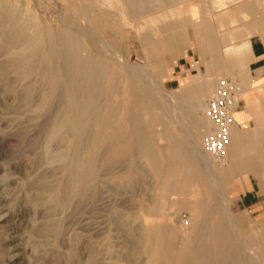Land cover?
<instances>
[{
  "label": "rangeland",
  "instance_id": "1",
  "mask_svg": "<svg viewBox=\"0 0 264 264\" xmlns=\"http://www.w3.org/2000/svg\"><path fill=\"white\" fill-rule=\"evenodd\" d=\"M71 1L0 0V8H3V5L6 6L9 4L8 7L16 9V14L21 13L20 15L24 19L27 16H31L32 18L30 19H33L34 24H37L35 25L38 26L37 30L40 31L43 41L51 40L59 32L57 30L61 31L64 29V20L67 16H76L78 18L75 17L76 24H81L80 26L91 24L92 26H90L95 27L99 36L101 33L103 34L100 37L104 43L110 48L116 49L121 54L112 58L114 72L117 75L125 77L130 72H136L144 77L147 80L146 82L151 79V76L154 80L158 79L163 89H165L160 92L163 98L161 100L162 104L165 105L162 107L166 109L168 106L167 108L171 112L169 113L168 110L167 116H172L173 119L171 120L172 117L169 119L165 116L162 120L151 121L147 115H144V125L148 126L150 132L153 133L152 141L156 147L163 149L164 145L166 143L168 144L167 134L169 135V132L172 131L170 136L173 140H178L179 142H177L181 144H188L192 138H195L196 144L203 150L201 146L203 135L201 134H203L209 125L202 114L200 106L204 105V100L211 94L214 82L219 77H237L242 93L240 97L245 99V94L251 93L252 99L258 103V117L256 119L255 117H251L249 121L246 119L238 123L237 126L241 130L240 133L260 132L264 134V75L261 79L255 80V82L248 81L246 74L249 69V57L248 50L245 44H243L250 38H258L264 44V3L261 4L258 0H167L168 2L166 0H143L138 4V0L135 1L136 3H132L136 7L140 5L137 7V15H131L128 11L131 2L129 3L125 0H106L104 4L103 1L105 0H96L97 3L100 1L98 3L100 10H94V13H92L93 10L89 8L86 11L87 14L85 16H88L86 18L81 13L80 6H77L75 3L85 5L88 1L95 3V0H73V3ZM115 1L117 4L114 3ZM149 1L155 9H153L154 7H150V4V6L147 5ZM200 1L201 4H199ZM110 2L113 3L110 4ZM141 2L146 4H142ZM97 3L95 4L97 5ZM125 3L126 6H121V4L125 5ZM72 4H74V7ZM65 5L72 6V9L70 7L66 8ZM109 5L110 7H108ZM190 5H193L194 8L190 9ZM121 7L122 9H127L126 14H123L124 10H120ZM141 9L144 11H141ZM148 9L153 11V13L147 11ZM199 9L201 10L199 11ZM231 10L233 13L230 12ZM110 11L113 13L111 14ZM139 11H141V14H139ZM163 12L165 14L166 12L169 13V20L171 22L166 19L168 14L165 16V14H162ZM91 13L94 18L91 17ZM115 15L123 17L122 19L126 23L125 27L117 21L116 17H114ZM178 16L180 21L178 20ZM201 16H205L207 21L212 24V30L219 45L227 44L226 47L229 48L226 52L227 54L223 56L227 58L224 59L222 68L218 66L219 63L206 67L200 61L199 50L202 38L198 33V29L195 28L200 23ZM132 17H135L136 21H139L135 23V18L132 19ZM174 17L176 18L174 19ZM59 18L62 20L60 21ZM84 18L87 21H84ZM90 19L92 21H89ZM198 19L200 21H197ZM143 20H146L147 23L145 21L144 24H139ZM97 21L99 24L96 23ZM173 21H175L176 25ZM177 21L179 22L177 23ZM86 22L89 23L87 24ZM193 22L195 23L193 24ZM46 23L49 25H46ZM159 24L162 28H160ZM173 24L179 28H172L174 26ZM191 24L193 26L196 25L194 26L195 28ZM146 25L148 27H144ZM45 26L49 28L47 29ZM167 27L169 30H167ZM193 30H197L198 32ZM159 31L164 32L159 34ZM186 31L188 32L187 35ZM181 32L183 35H179ZM48 33L50 34L48 35ZM138 34L139 36H137ZM144 34H154V36L151 35L156 45L154 51L150 52L148 47H144V43L141 41V36ZM79 38L84 39V36L81 35ZM106 38H108V41ZM220 41L222 42L220 43ZM159 42L163 46H159ZM221 45L219 49H224L225 47ZM236 47H240L238 54L232 53ZM146 50L148 51L147 53L145 52ZM155 51L157 52L155 53ZM81 54L83 55L85 53L82 52ZM187 55L193 57L192 66L194 69L181 74H174V66L183 63V58H186ZM122 56H124L126 62L121 60ZM218 56L219 52L215 55H210L209 58L217 60ZM235 57L238 58L236 59L239 64H234V67L228 68V65L225 63L226 60ZM3 59L4 54L0 51V65ZM249 74H251L250 71ZM0 76V264H146L145 261H147L146 257L148 256L140 241V228L146 225L169 228L172 231L170 244H173L172 247L177 250L182 249L194 238L197 225L201 221L196 219L195 215L192 214V211L187 206L182 205L181 195L160 189L159 184L163 179L154 177L149 168L143 164L144 161L142 158L137 154H132L131 157L133 159L128 157L129 155H125L122 157H112V160L110 159L111 161L108 160L105 163L99 160L97 162L98 166L101 163L104 166L101 164L99 173H96L97 176L95 174L94 177L96 178L94 180H96L94 182L95 185L91 187L92 189L85 190L82 196L73 197L67 207H51L49 198L42 193L41 186L44 183H51L57 179L56 177L61 178V172L55 162L49 163L47 161L48 159L43 154L42 149L44 148L49 121L58 112V100L60 99L56 97L47 108L39 112L34 111V104L38 102V99L33 98L30 105L23 106L24 104L20 96L16 94L17 91L15 88L17 83L14 80L13 73L11 71L2 72L0 69ZM174 76L176 78L175 80ZM205 78L211 80L213 85L209 91L201 94L195 86H198L199 82ZM249 85L255 88L247 89ZM149 87L152 88V86ZM193 94H196L195 96L197 98ZM169 95L174 100L169 101L166 99ZM178 99H181L180 102ZM244 101L245 107L247 105L246 99ZM173 110L174 114L172 113ZM169 114L171 115L169 116ZM143 118L141 120L142 123H144ZM258 121L259 123L257 124L256 122ZM171 123L172 126L170 127ZM256 127L259 129H256ZM166 131L167 133H165ZM187 131L190 132L188 134L189 136L192 134L191 139L187 136ZM157 132L160 133H158L159 136ZM160 135L166 138V140L162 139ZM186 136L189 140L186 139ZM262 143L264 144V138L260 139L259 144L261 146L259 148L263 147ZM54 147L52 146V148ZM259 150L264 154L262 148ZM263 154L261 155L259 153L258 156H261L258 158L236 157L234 161L242 166V170L238 168H234L235 170L233 168L227 169L226 166L220 167L217 164L214 165L216 178H218V189L223 199L219 202L221 212H225V208H227L232 219L231 221L234 223L233 228L237 236V238L235 237L236 241L239 243L241 240L240 243L244 245L247 243V238H250L255 233L253 237H256L264 229V165L260 166L261 161H263L261 164H264ZM228 162L230 161L228 160ZM162 163H165L164 158H162ZM130 164L136 165L135 169L138 170V176L134 182L131 181L132 183L123 179V175L128 171ZM171 179L176 182L178 187L187 188L188 186L179 175ZM223 189L225 192L222 191ZM249 189L253 190V197L251 196V199L253 198L252 200L256 202V205L253 208L247 209L240 206L237 201L238 195ZM160 194H165L171 198L169 199V204L171 202L172 204H170L171 206L169 205V208L167 207L161 210V212H154L150 207L153 206ZM185 198L188 202L198 200L197 196H188ZM190 198L194 199L190 200ZM136 203L137 205L139 203V205L136 206ZM189 215H192V218ZM182 216H184L186 224L183 223ZM179 224H181L180 227ZM139 225L142 226L140 227ZM186 233L188 234L186 235Z\"/></svg>",
  "mask_w": 264,
  "mask_h": 264
},
{
  "label": "bare ground",
  "instance_id": "2",
  "mask_svg": "<svg viewBox=\"0 0 264 264\" xmlns=\"http://www.w3.org/2000/svg\"><path fill=\"white\" fill-rule=\"evenodd\" d=\"M97 1L95 0V3H97ZM125 1L129 3L131 2V4H129V6H131L128 11L131 15H134L136 14V11H138L137 7L140 6L138 5L139 2L143 0ZM135 1H138V4H136L138 5L137 7L135 5H132V3H134ZM258 1L261 4L264 3V0ZM104 2H106V0L103 1V3ZM71 3H73V0L71 1ZM95 3H93L92 1H88L85 5H80L78 3L75 4H77V6H80V10H82L81 13H83V15L85 16L87 14L86 11L89 10V8L93 10L92 13H94V10H100V5H98V3L96 5ZM112 3L110 2V4ZM114 3H116V1ZM150 3L151 2L149 1L147 5L150 6L152 4ZM199 4H201V1ZM8 5H3V8H0V51L4 54V59L3 61H1L2 63L0 65L1 71H11V73H13L14 80L17 83L15 88V90L17 91L16 94L20 96L21 101L24 104L23 106L30 105L33 98L38 99V102L34 104L33 109L34 111L39 112L44 108H47L52 100H54L56 97H59L60 99L58 100V112H56L49 121V127L46 132V140L44 142V148L42 149V152H44L43 154H45L48 159L47 161H49V163L55 162L59 166L58 168L61 172V178L56 177L57 179L53 180L51 183H44L41 186L42 193H44L49 198L51 207H67L68 203L73 197L82 196L85 190L93 187L96 180H94V178H96L94 176L99 171V167L102 164L101 163L100 166H98L97 162L99 160L105 163L108 160L111 161L112 157H122L125 155H129L128 157H131L132 154H137L142 158V160L144 161L143 164H145L149 168L154 177L156 176L163 179V181H161L159 184L160 189L165 190L166 192L181 195L182 198L180 197V199L182 205L187 206L188 209L192 211V214L195 215L196 219H199L201 221L197 225L194 238L180 250L173 248V244H170L172 231L169 228L163 226L147 225L143 228H140L142 225H139V228L141 230L139 231L141 235L140 241L142 242V245L146 251L145 253H147L148 256L146 257V264H264V229L258 235H256V237H253L256 234L255 233L253 236H251L252 238H247V243L245 245L240 243L241 240L239 241V243L236 241L237 236L233 228L234 223H232L231 221L232 219L230 218V213L227 208H225V212H221L219 206L220 200L222 201L223 199L218 189V178H216L214 169L215 164L219 165L220 167L226 166L227 169H241L242 166L238 165L234 161L236 157H260L263 153H261V150L259 149L262 148V150H264V144L262 143L263 147L259 148V146H261L259 143L260 139L264 138V134H261L260 132L240 133L241 130L236 125V123H234L230 129L229 143L226 148V158L224 161L218 163H216L206 152L201 150V148L196 144L197 142L195 138L191 139L192 134L190 136L188 135L190 134V132L188 131L187 136H189V139H191L188 144L178 143L179 141L177 139L176 140L178 142L173 140V138L170 136L172 131H170V134H167L168 144L166 143V141H164V143L167 144V146L166 144L164 145V148H166H163V150L162 148L160 149L159 147H156L152 141L153 133L150 132V128L148 126L144 125V115H147L149 117L148 119H150L151 121L162 120L165 116L169 119L172 117L167 116V111L169 110L167 108L168 106L166 107L167 110L162 107L165 105L162 104L161 100L163 98L161 97L160 92L164 91L165 89H163L162 84L158 81V79L154 80L151 76V79L146 82L147 80L141 75L137 74L135 71H133L135 73L130 72L125 77L117 75L114 72L112 58L116 55L121 54L116 49L110 48L108 45H106L103 39L100 37L103 34L101 33L102 35L100 34L99 36V34L95 30V27H91V24V26H80L81 24H76V16L74 17L73 15H69L65 20L63 19L65 21L64 29L61 28V31L57 30L59 32H57L55 36H53V34L51 33V35L53 36L51 40L43 41L40 31L37 30V24L35 23V25L34 21H32L33 19H30L32 17L27 16V18L24 19L23 16L20 15L21 13L16 14V9H12L13 7H8ZM66 5V8L70 7L69 5ZM72 5L74 7V4ZM121 6H126V3L125 5L121 4ZM108 7H110V5ZM141 7L143 6L141 5ZM150 7L154 6L151 5ZM191 8L193 9L194 6L190 5V9ZM70 9H72V6L70 7ZM153 9H155V7ZM120 10H124L123 14H126L127 9L125 10L121 7ZM120 10L118 11L120 12ZM142 10L143 9H141V11ZM200 10L201 9H199V11ZM141 11H139V14H141ZM147 11L150 10L148 9ZM147 11L146 13L148 14ZM71 12L73 13L72 10ZM150 12L153 13V11ZM230 12L233 13L232 10ZM92 13L90 15L94 18V16H92ZM162 14L165 13L163 12ZM33 15L35 16V14ZM166 15V19L171 22L169 20V13L166 12L165 16ZM154 16L156 17V14ZM191 16L192 18H194L193 15ZM114 17H116L117 21L125 27L126 23L122 19L123 17H121L120 15H115ZM176 17H174V19ZM182 17L184 18L183 15ZM201 17V21L200 19L197 20L200 21V23L197 25V28L194 27L196 25L193 26L191 24L192 27L198 29L199 32L197 30L196 31L202 38L200 44L201 47L199 50L200 61L205 64L206 67H209L212 64L215 65L219 63L218 66L222 68L224 59L227 58H224L223 56L227 54L226 52L229 50V48L226 47L227 44H220L225 48L219 49L220 45L216 39L214 31L212 30V24L207 21L205 16L202 18ZM221 17H223V15ZM86 18H88V16ZM134 18L132 17V19ZM178 20L180 21L179 16ZM84 21L87 20L85 19ZM89 21L92 20L90 19ZM94 21L93 23H95ZM138 21H136L135 18V23ZM145 21L143 20L139 22V24H144ZM175 21L173 22L175 23ZM179 21H177V23ZM96 23L99 24L98 21ZM194 23L195 22H193V24ZM46 25L49 24L46 23ZM155 25L157 24L155 23ZM175 25L172 28H179L175 27ZM159 26L160 28H162L160 24ZM45 27L47 29L49 28L47 26ZM131 27H129V29H131ZM144 27L148 26L146 25ZM167 30H169L168 27ZM161 32L159 34H161ZM183 33L185 32L183 31ZM49 34L50 33H48V35ZM187 34L188 32L186 31V35ZM81 35L84 36V39L79 38V36ZM151 35L154 36V34H144L143 36H141V41L144 43V47H148L150 52L156 49L155 41L153 40ZM179 35H183L182 32ZM137 36H139V34ZM174 36L176 35L174 34ZM106 40L108 41V38H106ZM221 42L222 41H220V43ZM160 43L161 42H159V46L162 45ZM248 43L249 42L247 40L246 43H243L245 44V47L247 49ZM239 50L240 47H236L232 51V53L238 54ZM157 51H155V53ZM82 52L85 54L82 55ZM145 52L147 53L148 51L146 50ZM217 52H219L217 60L209 58L210 55H215L217 54ZM155 53L153 54L155 55ZM236 58L237 57L226 60L225 63L228 65V68L234 67V64H239L237 60L238 58ZM121 60L126 62L124 56L121 57ZM151 63L153 64V62ZM247 79L249 82H255V80L248 75ZM212 85V81L205 78L199 82L198 86L195 87H197L198 92L203 94L209 91ZM149 86H152V88ZM252 88L255 87L250 85L247 87V89ZM196 94L193 95L195 96ZM244 97L246 99L247 105L240 112L234 113L233 118L237 119L238 121L242 119H249L251 117H255L256 119V117H258V103L252 99L251 93L245 94ZM166 99H168L169 101L174 100L171 95L167 96ZM200 107L202 110L203 105H201ZM170 112L171 111L169 110V113ZM172 113L174 114V110ZM170 115L171 114H169V116ZM142 118L144 120V123H142L141 121ZM172 119L173 117L171 118V120ZM172 123L170 127L172 126ZM256 123L258 124L259 121ZM207 124L209 125L208 121ZM257 128L258 127H256V129ZM158 130L160 131V129ZM158 133L159 132H157V134ZM165 133H167V131ZM187 136L186 139L189 140ZM161 138L166 140V138H163L162 136ZM52 146L55 147L52 148ZM259 153L261 154L260 156H258ZM162 158H164L165 163H162ZM261 158L263 159V157ZM228 160L230 162H228ZM262 162L263 161H261V163ZM261 163L260 166L264 165ZM102 165L104 166V164ZM136 165L130 164L128 171L126 173L124 172L125 174L123 175V179L128 182H134V180L138 176V170L135 169ZM178 175L182 177L183 182L188 184L187 188L178 187L176 182L171 179ZM222 191H224V189ZM188 196H197L198 200L193 201L192 199H194V197L190 198V200L192 201L188 202V200L185 198ZM169 199L171 198H169L167 195L160 194L157 200L154 202L153 206L150 207L151 210L154 212H161V210H164L167 207L169 208V205L172 204V202L169 204ZM135 205L138 206L139 203L138 205L137 203ZM145 206L147 207V205ZM189 216H191L192 218V215ZM180 225L181 224H179V227ZM187 234L188 233H186V235Z\"/></svg>",
  "mask_w": 264,
  "mask_h": 264
},
{
  "label": "built area",
  "instance_id": "3",
  "mask_svg": "<svg viewBox=\"0 0 264 264\" xmlns=\"http://www.w3.org/2000/svg\"><path fill=\"white\" fill-rule=\"evenodd\" d=\"M240 88L237 77H219L204 101L202 114L209 126L203 132L202 149L216 163L226 158L230 129L234 124L233 112L241 98ZM181 219L186 224L184 216Z\"/></svg>",
  "mask_w": 264,
  "mask_h": 264
},
{
  "label": "crops",
  "instance_id": "4",
  "mask_svg": "<svg viewBox=\"0 0 264 264\" xmlns=\"http://www.w3.org/2000/svg\"><path fill=\"white\" fill-rule=\"evenodd\" d=\"M248 43V57H249V63H248V70H247V75L249 77H251L254 80H259L262 78V76L264 75V44L263 42L258 39V38H250L247 40ZM192 58V59H190ZM183 63L180 64H176L174 66V70L173 73L174 74H181L184 73L185 71H192L194 68L192 66V62H193V57L190 56H186V58H183ZM249 71L251 74H249ZM175 76H174V80H175ZM245 99L240 98V100L237 103V106L234 109V113L240 112L239 110H241L244 105H245ZM250 119V118H249ZM248 119V121H249ZM246 120V119H244ZM243 119L238 121L237 119L233 118V122L236 123V125H238V123L244 121ZM247 121V122H248ZM252 189L246 190L245 192H243L242 194L238 195V201L237 203L242 206L243 208H253L256 205V202L254 200L251 199L252 196ZM253 197V196H252Z\"/></svg>",
  "mask_w": 264,
  "mask_h": 264
}]
</instances>
